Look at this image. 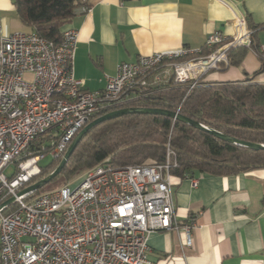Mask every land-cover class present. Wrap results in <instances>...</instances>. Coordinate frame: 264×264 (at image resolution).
Here are the masks:
<instances>
[{
  "label": "built area",
  "instance_id": "obj_1",
  "mask_svg": "<svg viewBox=\"0 0 264 264\" xmlns=\"http://www.w3.org/2000/svg\"><path fill=\"white\" fill-rule=\"evenodd\" d=\"M89 12L84 5L75 14ZM235 27L232 38L210 34L208 54L183 48L120 63L102 90L89 92L74 76L76 30L66 29L55 45L33 31L4 35L0 24V264H152L148 238L155 232L182 230L193 247V225L180 226L175 215L177 162L169 145L162 164L116 168L107 159L60 188L21 192L37 182L47 156L61 162L95 119L171 87L190 92L229 66L236 49L264 62V45L254 43L246 20Z\"/></svg>",
  "mask_w": 264,
  "mask_h": 264
},
{
  "label": "crops",
  "instance_id": "obj_2",
  "mask_svg": "<svg viewBox=\"0 0 264 264\" xmlns=\"http://www.w3.org/2000/svg\"><path fill=\"white\" fill-rule=\"evenodd\" d=\"M86 6L90 12L75 14L67 29L78 32L74 76L89 92L102 90L120 63L183 48L203 52L214 32L232 38L237 19H245L254 43L264 45V0H87ZM0 24L4 35L28 29L12 0H0ZM244 50L240 66H222L206 82L264 85V62ZM188 176L172 182L176 218L182 227L193 225L194 245L186 247L182 230L152 233V264H264V168Z\"/></svg>",
  "mask_w": 264,
  "mask_h": 264
},
{
  "label": "trees",
  "instance_id": "obj_3",
  "mask_svg": "<svg viewBox=\"0 0 264 264\" xmlns=\"http://www.w3.org/2000/svg\"><path fill=\"white\" fill-rule=\"evenodd\" d=\"M12 2L25 27L59 45L76 10L86 5L87 0ZM244 52V48L232 51L229 65L240 66ZM208 53L207 49L202 52ZM206 77L190 92L171 87L142 103L117 110L153 108L177 112L180 108V114L213 130L242 141L264 144V85L254 83L252 79L233 83L206 82ZM168 145L177 162L171 172L173 177L183 178L192 172L231 176L264 168V150L233 145L165 116L130 114L90 130L60 175L48 186L59 179L69 181L82 176L107 159L116 168L162 164L166 160ZM59 164L60 161H53L48 167H42L37 181L49 176ZM45 188L36 194L46 192Z\"/></svg>",
  "mask_w": 264,
  "mask_h": 264
},
{
  "label": "water",
  "instance_id": "obj_4",
  "mask_svg": "<svg viewBox=\"0 0 264 264\" xmlns=\"http://www.w3.org/2000/svg\"><path fill=\"white\" fill-rule=\"evenodd\" d=\"M130 114H148V115L165 116V117L171 118L174 121H182V122L192 126L193 128H196V129L201 130L203 132L209 133L210 135H212V136H214V137H216L222 141L231 143L233 145H236V146H239L242 148L253 149L255 151L264 150V144H256V143L246 142V141H242V140L233 138L231 136H228V135H225L221 132L213 130V129H211V128H209V127H207L201 123H198V122H196V121H194L188 117H185L178 112H172V111L162 110V109H153V108H125V109H120V110H116V111L110 112L108 114H105V115L95 119L90 124H88L79 133V135L75 138V140L72 142V144L70 145L68 151L66 152L63 160L60 162L58 167L49 176H47V177L37 181L36 183L32 184L26 190L21 192V194L26 193V192H33V193L38 192L41 189L48 186L55 178H57L60 175V173L62 172V170L64 169V167L67 165L69 159L71 158L72 154L76 150L78 144L81 142L83 137L90 130H92L95 127L100 126L103 123L113 121V120L118 119L122 116L130 115ZM14 201H15V198H11L10 200L7 201V203L5 205H9V204L13 203Z\"/></svg>",
  "mask_w": 264,
  "mask_h": 264
},
{
  "label": "rangeland",
  "instance_id": "obj_5",
  "mask_svg": "<svg viewBox=\"0 0 264 264\" xmlns=\"http://www.w3.org/2000/svg\"><path fill=\"white\" fill-rule=\"evenodd\" d=\"M23 32H24V33H29V32H30V29H29V28H28V29L26 28V29H24ZM52 162H53L52 157H51V156H47V157L41 162V166H42L43 168H46V167H48ZM14 170H15V167H14V166H10V167L5 171V175H6L7 177H11L12 174H13V172H14ZM80 177H81V176L75 177L73 180L71 179V180H69V181H66V180H64V179H59V180H57L55 183H53V184H51L50 186L46 187V188L44 189V191H45V190H46V191H50V190L56 189V188L61 187V186L65 185V184H67V183H71V182H73V181L79 179Z\"/></svg>",
  "mask_w": 264,
  "mask_h": 264
}]
</instances>
